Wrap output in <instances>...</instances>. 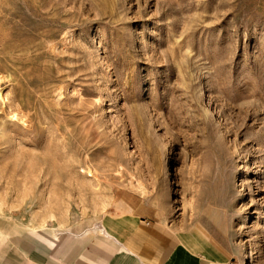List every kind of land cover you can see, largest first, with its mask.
<instances>
[{
  "label": "rangeland",
  "instance_id": "1",
  "mask_svg": "<svg viewBox=\"0 0 264 264\" xmlns=\"http://www.w3.org/2000/svg\"><path fill=\"white\" fill-rule=\"evenodd\" d=\"M121 190L264 264V0H0V234L82 235Z\"/></svg>",
  "mask_w": 264,
  "mask_h": 264
},
{
  "label": "crops",
  "instance_id": "2",
  "mask_svg": "<svg viewBox=\"0 0 264 264\" xmlns=\"http://www.w3.org/2000/svg\"><path fill=\"white\" fill-rule=\"evenodd\" d=\"M116 201L117 211L82 235L45 237L6 230L0 234V240L8 239L0 248V264H239L232 257L193 248L159 221L153 206L137 192L118 191Z\"/></svg>",
  "mask_w": 264,
  "mask_h": 264
},
{
  "label": "bare ground",
  "instance_id": "3",
  "mask_svg": "<svg viewBox=\"0 0 264 264\" xmlns=\"http://www.w3.org/2000/svg\"><path fill=\"white\" fill-rule=\"evenodd\" d=\"M243 258L246 260V262H248V260H249L248 253L243 254Z\"/></svg>",
  "mask_w": 264,
  "mask_h": 264
}]
</instances>
